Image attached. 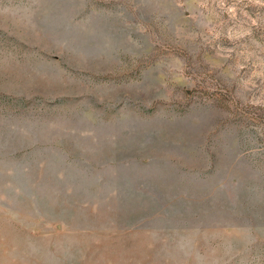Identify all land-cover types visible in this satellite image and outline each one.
Returning <instances> with one entry per match:
<instances>
[{
  "label": "rangeland",
  "instance_id": "obj_1",
  "mask_svg": "<svg viewBox=\"0 0 264 264\" xmlns=\"http://www.w3.org/2000/svg\"><path fill=\"white\" fill-rule=\"evenodd\" d=\"M0 264H264V0H0Z\"/></svg>",
  "mask_w": 264,
  "mask_h": 264
}]
</instances>
